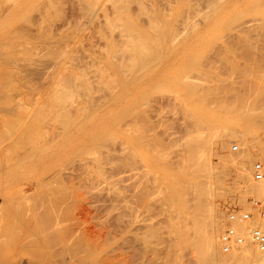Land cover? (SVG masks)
I'll return each instance as SVG.
<instances>
[{"label":"bare ground","instance_id":"6f19581e","mask_svg":"<svg viewBox=\"0 0 264 264\" xmlns=\"http://www.w3.org/2000/svg\"><path fill=\"white\" fill-rule=\"evenodd\" d=\"M246 1H248V4ZM246 1L244 0V3L243 0H0V152L2 151L1 155L3 156L4 153L8 155L5 156L7 158L10 157V160L13 157L11 156L13 152L16 155L18 153L17 151H22L21 153L23 154V157L20 156L22 154H18V156L14 155L12 159L15 161L12 163V166L6 165V167L4 165L6 163H0V168H25V165L28 167L29 163L31 165L33 162L32 164L34 166H29L34 170L39 171L40 169L42 171L41 166L44 164L47 167L50 165L48 163L52 161L49 166L52 170L47 167L49 173L54 171L53 169L56 167L55 164L58 163L57 159H59V155L64 154L60 160L63 162L66 161L67 163L69 161L70 163L73 162L74 165L79 163V160L76 161L79 159L77 156L83 157L82 159L86 158L85 160H80L83 161L81 164H84V166L87 165L85 170L83 165L79 163L81 169H83L82 171L85 172L88 169V164L94 159L99 169H103H100L101 172L104 171V174H102H107L105 177L108 176L109 171L111 172L113 177L110 174V180L109 178L106 179L111 184L107 183L110 185L105 186L103 183L102 186L104 187L101 186L99 188L100 183L99 185L97 184L98 177L94 179L96 176L90 177L91 174L87 176L83 172H79L81 173V177H76L75 179L81 178V181H83V173L90 181V178L94 179V183L93 181L90 182V185L92 187L94 186V188L96 181L98 185L97 192L104 196L106 194L108 198L105 197L110 200L109 204L111 206H108L109 204L107 205L106 203L108 202H106L104 203V207L107 205L108 209L111 207V210L114 209L116 211V215L119 216L117 217L114 214L116 220L119 218L117 222L121 221V217L123 222L125 221L127 223L124 229L122 226H125V223L121 225V229L124 230L123 232L117 231L121 229H116L115 231L121 232L125 236L126 233L129 234L130 231L132 232L130 229L132 227L137 232V228L135 227L138 226L140 230V227L142 229L147 226L144 228L145 232H143L145 234V240L149 245V248H146L151 249L153 252L154 264H186L184 255L189 248L195 250V256L193 253V257H196L195 262L197 264H264V252L261 251L253 238L256 229L262 225L260 210L264 206V47H258V44L261 43L260 40L257 43L256 40L258 38L254 37L256 39L254 40L252 37L253 32L250 31L251 29L255 32L257 31L256 34L259 37L258 28L255 29V26L257 27L258 20L260 19L262 21L264 17H257V19L254 17L255 22L250 20L252 23L248 27L250 29L249 31L248 28L244 29V26L242 27L241 25L245 31L244 34L241 32L234 33L237 37V40L235 39L237 43H234V45L239 43L240 48L237 49L233 45L230 46L228 44L224 46L225 48H216L217 46L215 45V43L222 42L226 38L224 35L227 34L223 31L224 29L222 30L225 22L229 20L228 25H231V31L237 29L236 25L233 28L237 20V18L234 19L235 16L226 20L233 10L247 7L250 4L253 7H257V9L259 8V11L264 6V0ZM180 3H183L181 7H179ZM242 3L246 6H242ZM65 5L68 6V11H66ZM135 5L138 10L134 9L133 11V8L136 7ZM187 8L188 10H186ZM136 10L137 12L140 11V13H134L136 14L134 15L132 12ZM186 11L188 13L187 15L190 12L196 15L198 13L201 19H197L198 21L192 20L193 17H191V14L187 16L185 14ZM176 13L178 16L175 19L170 18V16ZM232 14L236 15L235 12ZM141 17H147L149 21L146 20L147 22H145L148 26L145 25L144 27V23H141L143 22L141 21ZM179 20L182 22L181 25ZM239 20H242V18H239ZM261 21H259V25L262 23ZM245 23L250 24L249 21ZM248 25H245V27ZM261 25H264V22ZM261 25L260 28L262 27L264 30V26ZM147 27H149V31ZM169 41L173 43L169 44L170 48L168 46L165 48V45ZM193 43L194 45H192ZM213 50V53L218 52L217 54L221 58H223L222 55H227L228 63L231 64L228 67L231 68L233 74L236 72L240 74L241 71H244L245 75L242 74L241 76L245 77V79L239 82L228 75L227 77L220 76L216 69H212L213 71L211 70V72L214 73L217 71L216 73L219 75H211L212 73L209 72L210 74H208L203 71V75L206 73L205 77L203 75L201 77L197 75L198 78H196L193 71L195 69L197 70V64H199L198 67L201 66L200 68L205 64L200 59H207L204 55L212 53ZM239 55H242V57L248 60H245L246 62L239 60ZM199 60L202 61L200 62L201 65L197 63ZM224 60L227 61V59ZM228 63L226 62L227 65ZM212 66L215 67L214 65ZM173 69L174 71L177 69L175 72L178 73H173ZM198 70L200 69L198 68ZM249 71L253 74H248ZM192 74L195 76L193 77L194 79L192 78ZM178 75L182 76L181 79H179ZM172 78L177 85H175L176 83ZM236 78L238 77L236 76ZM168 81L170 85L174 84L175 86H179V89L183 86L185 87V89L182 88L183 90L187 88V91H184L187 92V95H184L185 93L181 92L180 94L174 88L169 90L165 87V90L171 91L170 96L174 99H178L179 96V99H181L184 96L180 101L183 100L184 102L185 98H187L184 106L187 105L185 103L190 104L189 109L186 110L189 111L187 113L188 115H186L188 116L187 120L189 123L186 125L187 128L184 136H182L185 138V141L181 137L184 144L179 141L177 143H181L182 145L176 144V148L173 145L164 143L163 139L161 140L159 138V134L161 133H158L157 130V132L154 131L158 128H154L156 124H153L154 126L150 128L153 119H151L149 111H153L150 108H153L152 100H154L151 91L156 90L155 92L157 93L160 85L159 91L165 84V86H168ZM180 81L181 84L179 85ZM151 84H153V87L148 89V86L150 87ZM154 85L158 87H154ZM146 86L147 89L145 88ZM168 87L170 88V86ZM165 90H161V92ZM166 93L164 92L162 94ZM168 93L167 95H169ZM134 95H137L135 99L134 97L132 98ZM182 103H180L181 106H183ZM157 108H161V111ZM162 109L165 112L164 115H167L166 108L155 107L156 111L154 113H156V116H154V113L153 116L154 118L157 117V119H154V121L158 120L160 123H164L166 127L172 124L171 126L173 127V123L170 120L172 117L169 114L164 117L162 115ZM174 114L177 115V113ZM176 115H173V117H176ZM166 119H169L168 121H171V124H168V122L166 125ZM52 124L53 126L50 127ZM147 128H150V130L153 128L154 130H151L152 132L147 130L149 131L147 133L145 132ZM167 130L169 134H172L171 130L166 128ZM135 131L139 132L138 136L140 138L138 136L134 137V133L132 132ZM131 134H133V138L130 137ZM171 134L169 138L174 135V133L173 135ZM173 138L171 137L170 139ZM172 147L173 150L171 149ZM171 150L175 153L174 156L176 158L172 156ZM11 151L13 152L10 155L9 152ZM44 153L45 156L46 153H50V157H54L53 159L50 157V159H46L44 157L45 161L47 160V165L45 163L40 164L43 159L42 154L44 155ZM29 154H31V157ZM40 154L41 156H39ZM73 154L77 157L76 159H73ZM33 155L34 157H32ZM35 155L39 162L38 160L36 161L41 165H38L40 166L39 169L35 166L37 164L34 161L36 159ZM68 155H71L72 161L69 160L70 158H66ZM24 157L25 159L27 157L29 161L26 159V162ZM39 157L40 159L42 157V159L40 160ZM21 158L22 160H20ZM9 159L7 160L9 161ZM16 159H19L20 162H16L19 161ZM54 159L57 160H55V163ZM105 159L108 162L106 163L109 165L108 168H110L107 171L108 173H105L104 170H108V168H105L102 164L103 162L105 164ZM1 160L4 161L3 157L0 158V162H2ZM63 162H59L60 164L58 163V165H63ZM17 163L20 167L15 166ZM79 165L76 168H80ZM61 168L59 167V169ZM124 168H129L130 174L127 173L128 169L123 170ZM130 168L138 170L142 168L143 170L140 169L141 171H138L133 169V172ZM153 168H161L162 171L155 169L157 173L152 172L154 171ZM90 171L88 172L92 173ZM46 173L44 174L46 175ZM55 173H59L57 174L59 175L57 178H60V173L63 174L64 172L59 170ZM149 173L154 175L153 179L151 178V184L155 183V188L160 187L161 192L160 190L158 192L159 188H156V192L161 193L159 194L161 198L157 196L158 193L156 195V198H159L158 200L152 198L156 194L154 188V191L151 189L154 184H147H150ZM5 174L8 175V171ZM75 174L77 173L74 172L73 175ZM126 174L127 178L125 177ZM38 175L36 176V180H39ZM160 175L161 178H159ZM3 176L4 178L6 177V175ZM52 176L49 177L50 179L55 177V181L51 179L52 182H58L60 180L57 181L56 176ZM87 177H84L85 181L88 180ZM9 178L8 176L6 177V179ZM49 178L47 179L49 180ZM102 179L103 182H106L104 178ZM128 179H132L131 185L130 182L126 184L135 186H132L133 190L135 189V194H132L139 205L148 207L150 209L148 213L158 211L156 212L157 214H164L165 217L161 220L163 221L165 218L166 226L164 227H167L170 238H157L159 236L162 237V235L158 236V234H163L161 233L164 229L163 224L162 226L160 225L163 227L161 228V232L159 231L158 233L155 231V233L152 224L149 222L151 216L149 215L150 218L148 219L150 220L146 224L145 221L147 218L144 220V215L147 212L145 210L142 211L143 208L141 207V209L139 205L137 212V205L134 206L132 205L134 201L131 202L134 198L127 195L132 198V200H129V197L127 198L126 195L122 194V192H125V190L123 191L124 187H126L124 189H126L127 194L129 193L127 191L128 189L130 191L132 190V187L130 188L129 186L127 188L124 184V181ZM64 180L61 178L63 182L59 181L58 184L64 183ZM71 180L73 179L71 178ZM153 180L155 182H152ZM45 182L47 180L42 182L43 187L39 188L42 185L40 183L41 185L35 190L40 189V193L44 191L46 193L47 191L49 192L51 184L53 183L51 182L50 186L46 185V183L44 186ZM65 184L64 186L67 188L68 186ZM55 185L57 186V184ZM69 187L71 188V186ZM92 187L89 186V188ZM101 188L106 189V193H104V190H100ZM75 190L77 189L75 188ZM53 191L49 193L51 197L54 196ZM60 192L62 194L55 196H60L59 198L61 199V196L64 195L62 197L64 199L66 198L65 203L70 198L72 199V197H68L71 193L67 194L70 190L68 192L67 190L64 192L59 191L58 193ZM78 192L75 195H80ZM46 193L45 195H47ZM96 194L94 196H98V193ZM75 195H72L73 199ZM122 195L129 200L127 205L124 204L127 200H122ZM84 196L85 194H83L82 198ZM90 196L93 195L91 194ZM104 196L100 198V200H103L101 203L104 202V198H102ZM58 197L56 199L53 198V200L48 195L44 200L39 199V202L42 200L40 203L37 201L39 206L41 204L43 210L39 207L34 208V211L41 209L39 214L36 211L34 215L36 220L39 223L42 221V223L40 226V224L38 225L34 221V225L40 227L38 228L36 226L35 231L32 229L31 232L34 231L33 235L29 234L30 239H27L26 242L24 241L25 243L23 244H31L32 247V245H39H37L39 239L46 241L48 243L45 247L46 249L37 252L38 249L34 248L40 254L42 262L44 259L48 260L46 264H52L53 261H49L55 258L57 262H61L60 264H87V259L82 254L84 252L88 253L86 250L88 251L89 246L92 244V238L90 241V238L86 236L89 230L87 228L85 230L86 225L85 227H80L79 222H81V226L88 224V227H90V225L86 222L87 220L82 224V221L77 222L75 220L76 222H73L71 218H79L78 216L81 211L79 212L78 210L81 209L83 211L82 205L85 206V204H80L82 201H89V197L87 198L86 195L85 200H80L81 202H78L77 198H75L77 205H70V207L73 206L72 208L68 206L70 202H68L69 204L62 203L64 199L58 200ZM10 199H13V197ZM150 199L158 204L159 207H155L157 204L154 203V207L156 209L160 208L162 210L161 213H159L160 209L156 210L153 207V203L152 207L149 208V204L151 203ZM160 200L161 204L159 203ZM34 203L31 202L33 205ZM49 203L52 208V204H56L54 207L55 211L52 212L51 208L50 213L48 212L49 210L46 211L48 207H45ZM60 203L61 205H65V208L62 206L63 209L69 208L71 212L72 210L70 209L74 208V211L78 212L74 213L72 211V215L70 212V215L65 212L63 214L67 213L66 215L71 217L69 219L63 218L62 216L64 215H62ZM121 204L123 206L125 205L124 207L128 210L127 212L121 209L124 208L123 206L118 207ZM57 205L59 209H57ZM117 208H120L119 212H117ZM152 208H154L153 211ZM104 209L108 211V214L112 213L106 207ZM141 211L145 212L144 215L140 213ZM155 212L151 214L153 217L156 215ZM139 214H142L144 217ZM28 215H23V218L25 219ZM123 216L124 218H122ZM18 218H20V215ZM81 218L84 217L82 216ZM125 218L126 220H124ZM85 219L82 220L84 221ZM108 220L110 221V218ZM160 221L159 224L162 222ZM99 222L101 221L99 220ZM13 223L15 224V221ZM93 224L96 225L98 222ZM156 224L157 222L155 224L153 223V225ZM22 225L18 226L22 228L24 226ZM98 226L100 227L98 228ZM98 226H94V229L98 228L97 230H101L100 223ZM112 226L113 224L110 227L106 226L108 229L110 228V233H107L108 230L106 232L104 231L102 233L104 235L102 236L105 237L106 233V236L111 237L114 230L112 229L111 231V228L114 227ZM156 227L160 228L159 226ZM5 228H1V230L3 229L5 231ZM20 228L18 230L23 232L24 230ZM6 230H10V228L7 227ZM26 230L28 231L29 229ZM100 230L97 232H100ZM100 233L95 234L96 236H100ZM12 234H14V231H12ZM23 234L19 237L22 238L24 236ZM154 234L157 235V237H154L157 238V241L160 239L159 242H156L153 238L155 240L153 241L156 242L153 243L152 239H150L151 235ZM2 235L4 234L2 233ZM27 235L28 232H26L25 236ZM31 235L34 239L31 238ZM14 236L16 235L14 234ZM143 236L141 235L144 240ZM92 237L94 236L92 235ZM100 237L97 238L100 239ZM97 238L95 237L93 239ZM105 238L104 241L101 240L103 245L106 241ZM22 239L25 240V237ZM98 243V245H101L100 242ZM95 244L92 245L98 247ZM112 244L110 243V245ZM147 244L145 246H148ZM161 245L165 246V248L162 246L165 249L163 255L161 252L163 248L160 249ZM98 248L100 249V246ZM98 248L95 249L97 250ZM99 249L96 251L97 253L95 252L96 255H99ZM37 253L35 254L37 255ZM89 253L87 255L90 256L93 251ZM35 254L31 255L33 256ZM17 255L15 254V256ZM113 255L115 256V254ZM8 256H5L6 259L10 257ZM32 256H27L29 258L27 262L23 259H19L18 261L14 259L15 263L11 264H38L37 261H41L38 260L39 258L37 256L39 255L36 256L38 258L37 261L34 258L32 259ZM91 256L92 258L93 256L95 257V255ZM17 257L20 256L18 255ZM111 257L105 259L108 258L105 255L103 260L110 264L111 261H108L110 259L112 260ZM119 261L116 259L117 263ZM88 263L91 264L92 262L89 261Z\"/></svg>","mask_w":264,"mask_h":264},{"label":"rangeland","instance_id":"374dc122","mask_svg":"<svg viewBox=\"0 0 264 264\" xmlns=\"http://www.w3.org/2000/svg\"><path fill=\"white\" fill-rule=\"evenodd\" d=\"M172 1H175V0H172ZM177 1V0H176ZM246 1V0H245ZM243 2H244V0H243ZM247 2V4H248V1H246ZM175 3V2H174ZM245 3V2H244ZM183 5V3H180V6L179 7H181ZM245 4H243L242 3V6H244ZM66 6V11H68L69 10V8H68V6L67 5H65ZM136 6V5H135ZM246 6V5H245ZM249 6V7H248ZM247 7H243V8H237V9H235V10H233L230 14H229V16H228V18H226V20H228V19H230V18H232L233 16H235L234 17V19H236L237 18V20H236V23H234V27L233 28H235V25H236V28L237 29H233L234 31H231L232 30V27H231V25L229 26L228 24H229V20L227 21V22H225V25H224V27L222 28V30L225 32V34H227V35H224L226 38H224V42L222 43L221 41H219V42H217V43H215V45L217 46H215L216 48H218V47H220V48H223L224 46H226V44H228V45H233L234 47H236L237 49L238 48H240L239 46L240 45H238V44H235L234 45V43H237V42H235L237 39V37H236V35H234V33L235 34H237V33H245V31H244V29H247L249 26H251V23L254 21L255 22V20H254V17H255V19H257V17L258 18H263L264 17V10H263V8H264V6H263V8H261L259 11H258V9H257V7H253V6H251L250 4L248 5ZM134 7V6H133ZM259 7V6H258ZM67 8H68V10H67ZM245 8V9H244ZM250 8V9H249ZM252 8V9H251ZM255 10H254V9ZM134 9H137L138 10V8H137V6L135 7V8H133V11H134ZM248 9V10H247ZM257 9V10H256ZM137 10L135 11V12H132L133 14L134 13H140V11H138L137 12ZM186 10H188V8L186 9ZM241 10V11H240ZM243 10H244V12H243ZM262 10V11H261ZM247 11V12H246ZM258 11V12H257ZM190 12V11H189ZM233 12H235L236 13V15L235 14H232ZM239 12V13H238ZM263 12V13H262ZM67 13V12H66ZM138 13V14H139ZM241 13V14H240ZM185 14L187 15L188 13H187V11L185 12ZM184 14V15H185ZM191 14V17H193L192 18V20H197V19H201V17H199L200 15L197 13V15L195 14V13H192V12H190L189 13V15ZM194 14V15H193ZM238 14V15H237ZM241 15V17H239L240 15ZM134 15H136V14H134ZM185 15V16H186ZM189 15H187V16H189ZM193 15V16H192ZM255 15V16H254ZM257 15V16H256ZM145 16V15H144ZM178 15H177V13L175 14V15H173V16H170V18H172V19H175L176 17H177ZM195 16H196V18H195ZM243 16V17H242ZM263 16V17H262ZM227 17V16H226ZM245 17V19H243ZM252 17H253V19H252ZM144 20H143V19ZM239 18H242V20H239ZM186 19V18H185ZM264 19V18H263ZM263 19H262V21L259 19L258 20V22H257V24L256 25H258L257 27L255 26V29H257L258 28V33H259V37H258V35L256 34V32L255 31H253V29H249L248 28V31L250 30V31H252L253 32V38L255 37V38H258L257 40L254 38V40H256V42L257 43H259V40H260V44H258V47H264L263 45V43H264V38H263V34H264V30L262 29V27L260 28V25L261 24H263ZM147 17H141V21H143V22H141L143 25H144V27H145V25L146 26H148V24L146 23L147 21H149V20H147ZM181 20H183V19H181ZM181 20H179L180 22H181ZM239 20V21H238ZM252 22H251V21ZM146 21V22H145ZM198 21V20H197ZM238 21V22H237ZM250 22V24L249 23H245V22ZM259 21H261L262 23L259 25ZM241 22V23H240ZM149 23V22H148ZM227 23V24H226ZM238 23V24H237ZM182 24V22L180 23V25ZM224 24V23H223ZM243 24H245V25H248L247 27H245V25H243ZM254 24V23H253ZM150 25V24H149ZM241 25H242V27L244 28H242L241 27ZM231 28H229V27ZM261 26H264V25H261ZM260 28V29H259ZM149 29V27H147V30ZM238 29H241V30H238ZM254 29V30H255ZM149 31V30H148ZM260 31V32H259ZM231 33V34H230ZM233 34V35H232ZM255 35V36H254ZM235 37V38H234ZM252 38V39H253ZM230 39V40H229ZM236 39V40H235ZM229 40V41H228ZM244 40V39H243ZM232 41V42H231ZM226 42V43H225ZM263 42V43H262ZM171 43H173L172 41H169L166 45H165V48L168 46H170L169 44H171ZM244 44H246L245 42H243ZM223 44V45H222ZM225 44V45H224ZM242 44V43H241ZM192 45H194V43L192 44ZM191 45V46H192ZM227 45V46H228ZM170 48V47H169ZM225 48V47H224ZM260 49V48H259ZM258 49V51H260ZM215 50V49H214ZM214 50L212 51V53H208L207 55H204V57H207V59H205L203 56V58L204 59H200V58H202V57H200L199 59L200 60H202L205 64H203L202 66V68H200V67H198L199 66V64H197V63H200V62H202V61H200L199 60V62H197L196 64L198 65L197 66V70H198V68L202 71H200V70H196L195 69V71H193L194 73L193 74H195L196 75V78H198L197 77V75L198 76H200L201 77V75H203V71H205L206 73H208V74H210V73H212L211 75H213V74H217V75H219L220 74V76H224V77H227V75L228 76H231L235 81H241L242 82V80H244L245 79V77H243V76H241L242 74L243 75H245L244 74V71H241V73L239 74H237V72L236 71H234V72H236L235 74H233V71L231 70V68L230 67H228V66H230L231 64L230 63H228V57H227V55H222V57L223 58H221V56H219L216 52L215 53H213L214 52ZM262 51V50H261ZM264 51V50H263ZM169 52V51H168ZM213 56H212V55ZM217 56H219V57H217ZM240 57V58H239ZM239 57H238V59L239 60H241V61H243V62H246L248 59H246L245 57H242V55H239ZM217 59V60H216ZM224 59H227V61L226 60H223ZM246 60V61H245ZM197 61H198V59H197ZM212 61V62H211ZM217 61V62H216ZM231 61V60H230ZM209 62V63H208ZM226 62L228 63V65L226 64ZM242 62V63H243ZM248 62H250V61H248ZM247 62V63H248ZM217 64V65H216ZM222 64H223V66H222ZM230 64V65H229ZM200 65H201V63H200ZM206 65V66H205ZM212 65H214L215 67H213ZM244 65V64H243ZM205 66V67H204ZM211 66V67H210ZM213 67V68H212ZM178 69V68H177ZM177 69H175V71L177 70ZM214 70V69H216V70H218V73H216V72H211V70ZM248 69V68H247ZM179 70V69H178ZM212 70V71H213ZM249 70V69H248ZM173 71H174V69H173ZM173 72V73H178V72ZM197 71V72H196ZM220 71V72H219ZM225 71V72H224ZM232 71V72H231ZM252 71V70H251ZM251 71H249L248 72V74H253V73H251ZM210 72V73H209ZM229 72V73H228ZM231 72V73H230ZM245 72H247V71H245ZM253 72V71H252ZM205 73V74H206ZM192 74V75H193ZM205 74L203 75V77H205ZM223 74H226V75H223ZM172 76V75H171ZM179 76V75H178ZM207 76V75H206ZM236 76L238 77V78H236ZM181 77L182 76H179V79H181ZM193 77H195L194 75L192 76V78ZM230 77V78H231ZM171 78V77H170ZM174 78V77H173ZM172 78V80L175 82V80ZM229 78V77H228ZM194 79V78H193ZM169 80V79H168ZM195 80H197V79H195ZM169 82V81H168ZM172 82V81H171ZM167 83V82H166ZM176 83V82H175ZM168 84V86H170V88L168 87V86H162L161 88V90H165V87L166 88H168L169 90H172L173 88L174 89H176V90H178L179 91V93L181 94V92H183V93H185L184 95H187V92H184V91H187V88H186V90H183L182 88H184L185 89V87L183 86H181L182 88L181 89H179V86H175V85H177V83L174 85L173 83H171V84H173V85H170V82L169 83H167ZM181 84V81L179 82V85ZM158 87L157 85H154V87ZM161 86V85H160ZM160 86H159V89H160ZM151 87H153V84H151V86L149 87L148 86V89L149 88H151ZM146 89H147V86L145 87ZM155 89V88H154ZM159 89L157 90L158 92L156 93L155 91H151V93H152V97H153V99L154 100H152V107L153 108H150V110L152 109L153 111H149L150 113H149V115L151 116V119H153L152 120V125H150V128L151 127H153L155 124V127L154 128H157V129H151L152 131L154 130L155 132H157L158 131V133H161V134H159V138H161V140L163 139V141H164V143H166V144H168V145H173V147L174 148H176L177 146H176V144H178V145H182L181 143H183V140L181 139V137L182 136H184V133H185V130H186V125H188V116H186V115H188L187 113L189 112V111H186L187 109H189V106H190V104L189 103H185V104H187L186 106H184V102L186 101V99L187 98H185V101L183 102V100L182 101H180L181 99H183L184 98V96L183 97H181V99H179L180 98V96H179V102L180 103H182V105L183 106H181L180 105V103L178 102V99H174L173 97H171L170 96V93H171V91H167V89L165 90V91H162L161 92V90L159 91ZM166 91H167V93L169 94V95H167V93H166ZM160 92V93H159ZM166 93V94H162V93ZM183 93H182V95H183ZM157 95V96H156ZM162 95H164V96H162ZM181 95V96H182ZM135 96H137V95H134V96H132V98L134 97V99H135ZM170 96V97H169ZM139 97V96H138ZM155 97V98H154ZM137 98V97H136ZM158 99V100H157ZM169 100V101H168ZM175 100V101H174ZM165 101V102H164ZM160 102V103H159ZM171 102V103H170ZM178 102V103H177ZM164 103V104H163ZM170 103V104H169ZM156 104V105H155ZM160 106H159V105ZM167 106H166V105ZM154 105V106H153ZM172 105V106H171ZM169 106H171V107H169ZM181 106V107H180ZM155 107H162V108H166L165 110H167V115L165 114L164 115V113L165 112H163V109H162V112H163V114H162V112H160L164 117L165 116H168V114H169V116H171L172 118L170 119L171 121H172V123H173V127L171 126L172 124H171V121L169 122L167 119V122H166V125H167V123L168 124H171L170 126L169 125H167L168 127H166L165 125H164V123L162 124V123H160L158 120V122L157 121H154V119L156 120L157 119V117H155L154 118V116H156V113H154L157 109H159V108H157L156 110H155ZM186 111H184L183 109ZM172 110H174V111H172ZM159 111H161V108L159 109ZM169 111V112H168ZM177 113V115L176 114H174V113ZM180 112V113H179ZM182 112V113H181ZM185 112V113H184ZM155 115H154V114ZM173 113V114H172ZM172 114V115H171ZM183 114H185V115H183ZM154 115V116H153ZM173 115L175 116L176 115V117H173ZM183 115V116H182ZM153 116V117H152ZM186 116V117H185ZM182 117H184V118H182ZM166 118H168V117H166ZM170 118V117H169ZM173 118H174V121H175V123H174V121H173ZM186 118V119H185ZM177 119V120H176ZM185 120V121H184ZM187 121V123H185ZM155 122V123H154ZM185 123V124H184ZM151 124V123H150ZM154 124V125H153ZM184 124V125H183ZM190 125V124H189ZM53 126V124L50 126V127H52ZM159 126H161V128H159ZM168 128L169 130H171L172 131V134L171 135H173V133H174V135L173 136H171L173 139H170L169 138V131L167 130L166 131V128ZM150 128H147L146 129V131L145 132H149V131H147V130H150ZM171 128V129H170ZM175 128V129H174ZM160 129V130H159ZM165 129V130H164ZM150 130V131H151ZM157 130V131H156ZM162 130H164V131H162ZM151 131V132H152ZM160 131V132H159ZM170 131V132H171ZM174 131V132H173ZM138 132V131H137ZM136 131L135 132H132V133H134V137L135 136H138L139 135V132L137 133ZM157 133V134H158ZM166 133V134H165ZM175 133H176V135H175ZM137 134V135H136ZM163 134V135H162ZM182 134V135H181ZM132 135L133 134H131L130 135V137L131 138H133L132 137ZM178 136H180V137H178ZM139 137V136H138ZM162 137H164V138H162ZM130 138V139H131ZM140 138V137H139ZM182 138H184V137H182ZM136 139L138 140V138L136 137ZM169 139V140H168ZM134 140H135V138H134ZM140 140V139H139ZM166 140V141H165ZM172 140V141H171ZM175 141V142H174ZM181 142V143H177V142ZM184 141H185V138H184ZM173 142V143H172ZM184 144V143H183ZM143 145H145V144H143ZM176 146V147H175ZM147 147H148V144H147ZM173 147L171 148L172 150H173ZM149 148V147H148ZM150 150V149H149ZM171 150V151H172ZM12 152L13 151H11V152H9V154L11 155L12 154ZM18 152V153H17ZM16 153V155L18 156V154L20 155V154H22L21 152L22 151H17ZM2 154V151L0 152V158H2L3 157V159H4V161H2V162H0V163H6V164H4L5 166L6 165H10V166H12V163L15 161L14 159H12V158H14V152H13V155H11V156H13V157H11V160L9 159V158H7L6 156H8V155H6L5 153H4V156L3 155H1ZM15 155V156H16ZM24 155H26V154H24ZM49 155V156H48ZM50 153H46V156H45V153H44V155L42 154V156H43V159H42V157H41V159H42V161L40 162V164H42V163H45V165H47L46 164V162H47V160L45 161V158L44 157H46V159L47 158H49L50 157ZM53 156H56V155H54V154H52ZM64 154H62V155H59V159H57V157H55L57 160H58V163L60 162V163H62L63 161L62 160H60V158H62L61 156H63ZM74 155V154H73ZM175 155V153L172 151V156H174ZM21 157H23V154L22 155H20ZM19 156V157H20ZM27 156V155H26ZM29 156L31 157V154H29ZM28 156V157H29ZM38 156V155H37ZM39 156H41V154L39 155ZM48 156V157H47ZM75 156V155H74ZM72 156L73 157V159H76L77 157L79 158V159H77L76 161H78L80 164L81 163H83V161H80V160H85V159H82L80 156ZM32 157H34V155L32 156ZM71 155L69 156H67L66 158L68 159V158H70L69 160H71ZM5 158H7V159H9V161L11 162V164H10V162L7 160V159H5ZM18 158V157H17ZM36 158V159H35ZM35 158H33V159H35L34 161L37 163L35 166H37V169H39V167L41 166L38 162H39V160L37 159V157H36V155H35ZM51 159H53L54 157H50ZM49 158V159H50ZM64 158H65V156H64ZM65 158V159H66ZM172 158V157H171ZM174 158H176L175 156H174ZM24 159H25V157H24ZM23 159V160H24ZM26 159H27V157H26ZM26 159H25V161H26ZM39 159H40V157H39ZM40 159V160H41ZM56 159H54V163H55V160ZM7 160V162H8V164H7V162H5ZM13 160V161H12ZM16 160H19V159H16ZM20 160H22V158L20 159ZM20 160L19 161H16V162H20ZM28 160V159H27ZM30 160H31V158H30ZM36 160H38V162L36 161ZM56 160V161H57ZM64 160V159H63ZM29 161V160H28ZM31 161H33V160H31ZM45 161V162H44ZM62 161V162H61ZM65 161V160H64ZM68 161V160H67ZM72 161V160H71ZM76 161H74V162H76ZM105 161V164H104V162L102 163L103 164V166H105V168H108V164H106V163H108L107 161H106V159L104 160ZM15 162V163H16ZM23 162V161H22ZM27 162V161H26ZM48 162H50L49 160H48ZM52 162V161H51ZM51 162L50 163H48V164H50L51 165ZM24 163V162H23ZM29 163V162H28ZM33 163V162H32ZM31 163V165L32 166H34V164H32ZM54 163H52L53 165H54ZM58 163H56L55 164V166L56 167H58V168H56L55 166V169H53L54 171H52V172H49L48 173V168L47 167H49V166H47V167H45L44 166V164L41 166L42 167V171L39 169V171H37V170H34L33 168H31L32 166L30 165V163H29V165L31 166H29L28 165V167H26V165L24 166L25 168H21L19 165H18V163H17V165L15 164V166L17 167V166H19L20 168H5V167H3V168H0V230H1V228H5L6 226H7V224H8V228H10V230H6L7 229V227L5 228V231H3V229L0 231V264H9V262H10V264L11 263H15V260L14 259H16L17 261L19 260V259H23V260H25V262H27V259L29 260V258H27V256H29L30 255V257L32 256L31 254H35V253H37L39 250H44V249H46L45 247L48 245V243L46 242V241H44L43 239L41 240V239H39V241L37 242V245L38 246H35V245H32V247H31V244L29 245H26V244H23V243H25L26 242V240L28 239H30V235L29 234H32L33 235V233H34V231H35V229H36V226L39 228L40 226H41V223H42V221H40L41 223H39V221L38 220H36V218H35V213H36V211H38V214L40 213L39 211H41V209H42V207H41V204H40V206H39V204H38V202H39V199H43L44 200V198H46V197H48V195L50 196V198H54V196L55 195H59V194H62L61 192L60 193H58L59 191H65V190H67V192L70 190V192H68L67 194H70L68 197H72V199L70 200L69 199V201H68V198H67V201L68 202H70V204L68 203V202H66L65 203V200H66V198L64 199L63 197H64V195H62L61 196V199L58 197V200H62V199H64V201H62V203H65V204H69L68 206L70 207V205H72L73 204V206H75V204H76V199L75 198H77V200H78V202H81L80 200H85L84 198L86 197V195H87V198L89 197V201H82L81 202V204L80 205H82V204H85V206L84 205H82L83 206V211L80 209V210H78L80 213H82V214H80L79 213V220L78 219H74V218H71V220L73 219V222H79V221H82V224H84V222L86 221V222H88L89 223V225H90V227H91V225H92V227L90 228V227H88V224H84L83 226H81V222H79V224H80V227H85V225H86V227H85V230H86V228H87V230H89L87 233H86V236L87 237H89L90 238V241H91V238H92V244H99L98 242H100L101 243V245H98V247L100 246V249L96 246H94V245H90L89 246V248H88V251L86 250V252H88V253H83L82 255L84 256V258L85 259H87L86 260V262H87V264H90V263H88L89 261H91L92 263L91 264H109V263H107V262H105V260H103V258L105 257V255H106V257L108 256V258H105V259H109V257H111V255H113V254H115V256L113 255V257H111L112 258V260L110 259L108 262H110L111 261V263H113V264H152V262L154 261V257H153V252H152V250L150 251L148 248H149V245L147 244V241L145 240V234H144V232H145V230H144V228H146V227H143L142 229H141V227H140V230H142V231H140L139 230V228H138V226L137 227H135V228H137V232H135V229H134V227H132V228H130L131 230H132V232L130 231V233L129 234H125V236L124 235H122V233L121 232H117V231H124L123 229L126 227V224L127 223H125V221L123 222V219H121V217H120V220L122 221V223H120L121 221H118L117 222V220H119V218L116 220V211L113 209V210H111V207H109V209H108V206H111V204H109L110 203V200L109 199H107L108 197L106 196V194H105V196L107 197H105L103 194L101 195V193H99V192H97L98 191V185H99V183H100V185H99V188L102 186V184L103 185H110L111 183H110V181L108 182V180H106L107 178H109L110 176V174H111V172L109 171V169L110 168H108V170H106V169H104L105 170V173H108L107 171H109V173H108V176H106L105 177V175H107V174H105V175H103L104 173V171H102L101 172V170H103L102 168H100L99 169V167L95 164V162H94V159H93V161L92 162H90L89 164H88V169L89 170H91L92 171V173H89L88 171V169L84 172V171H82L83 169H81V165H83V167H84V170H85V167H87V165H85L84 166V164H81V165H79V163L77 164H75L74 165V163L73 162H71L70 163V161H69V163H67L66 161L65 162H63V165H58ZM59 163V164H60ZM98 163V162H97ZM2 164V165H3ZM22 164V163H21ZM20 164V165H21ZM25 164V163H24ZM66 164V165H65ZM70 164V165H69ZM95 164V165H94ZM3 165V166H4ZM38 165H40V166H38ZM77 165H79L80 166V168H76L77 167ZM14 166V167H15ZM23 166V165H22ZM64 166V167H63ZM69 166V167H68ZM70 166H73V167H70ZM75 166V167H74ZM78 166V167H79ZM90 166V167H89ZM95 166H96V168H95ZM7 167V166H6ZM59 167L61 168V169H59ZM49 168H51V167H49ZM73 168V169H72ZM16 169H17V172H16ZM30 171H29V170ZM36 169V168H35ZM44 169V170H43ZM76 169V170H75ZM126 169H128V171H127V173L128 174H130V170H129V168H124L123 170H126ZM132 171H133V169H135V168H130ZM143 170L142 168H139V170ZM148 169H151V168H148ZM161 170V168L159 169V168H153V170L154 171H152V172H156L157 173V171L156 170ZM45 170H47V171H45ZM51 170H52V168H51ZM62 171V172H64L63 174H65V175H63L62 173H60L61 175H60V178H57V177H59V175H57V174H59V173H55V172H58V171ZM135 170H138V169H135ZM138 170V171H139ZM140 170V171H141ZM152 170V169H151ZM7 171H8V175L7 174H5V173H7ZM25 171V172H24ZM37 171V172H36ZM47 172L46 173V175L44 174L45 172ZM90 171V172H91ZM131 171V172H132ZM138 171H136V172H138ZM162 171V170H161ZM19 172V173H18ZM77 173V174H79V175H77V174H75V175H73V173ZM79 172H83V173H86L87 174V176L89 175V174H91L90 175V177L92 176V177H94V176H96V177H94V179H96L97 177V179H98V181H97V184H96V181H95V188L97 187V189H95L94 188V186L92 187V185H90V182H92L93 181V183H94V179L93 178H90L91 179V181L88 179V177L86 176V175H83V173H82V176H84V177H87V179L89 180V183H88V180L87 181H85V179H84V177H83V181H81L82 179L81 178H77V179H75L76 177H81V173H79ZM88 172V173H87ZM94 172V173H93ZM134 172V171H133ZM132 172V173H133ZM24 173V174H23ZM28 173V174H27ZM103 173V174H102ZM126 173V172H125ZM131 173V174H132ZM159 173V172H158ZM20 174V175H19ZM39 174V175H38ZM43 174H44V176H43ZM56 174V175H55ZM92 174H95V175H92ZM161 174V173H160ZM3 175H6V177L8 176V177H10L9 179H6V177L4 178V176L2 177ZM16 175V176H15ZM38 175V178H39V180H36L37 179V176ZM56 176V180L58 181L59 179V181L60 182H63V181H61V178L64 180V183H66L67 184V188H65V186H64V183H59L58 184V182H54L55 181V177H53V176ZM62 175H63V177H62ZM14 176V177H13ZM26 176V177H25ZM53 177V179L52 180H54L53 182H52V180L49 178V177ZM150 176H152V177H150ZM12 177V178H11ZM111 177H113L112 176V174H111ZM110 177V178H111ZM125 177L127 178V174L125 175ZM153 177H154V175L153 174H150L149 173V178H150V184L149 183H147L148 185H152V184H154V185H152V190H153V188H154V190H155V192L157 191V189L156 188H159L158 189V192H159V190H160V187H156L155 188V186H156V184L155 183H152L151 184V178L153 179ZM14 178V179H13ZM47 178H49V180L47 179ZM71 178L73 179V180H71ZM100 178H101V180H100ZM102 178H104V180H106V182H103V179ZM110 178H109V180H110ZM159 178H161V175H160V177ZM80 179V180H79ZM93 179V180H92ZM27 180V181H26ZM42 180V182H44V180L46 181L47 180V182H45L44 183V186H45V184L46 185H49L50 186V183L52 182L53 184H51V187H50V189H49V192L47 191V193H46V191H44L47 195H45V193L44 192H42V193H40V189L39 190H37L38 191V193H37V191L35 190V189H38V187L39 188H41V187H43V183L42 182H40ZM77 180V181H76ZM155 180V179H154ZM152 181V182H155V181ZM5 183H4V182ZM7 181H9L8 183H7ZM17 181V182H16ZM48 181H49V184H48ZM112 181V180H111ZM115 181V180H114ZM131 181H132V179H128V180H126V181H124V184H125V186H127V188H129V186L131 185ZM35 182H36V184H35ZM130 182V185L129 184H126V183H129ZM39 185H38V184ZM41 183V184H40ZM57 184V186L55 185V184ZM84 183V184H83ZM93 183H91V184H93ZM107 183H110V184H107ZM113 183V182H112ZM7 184V185H6ZM65 184V185H66ZM87 184H89L88 185V187H86V185ZM24 185V186H23ZM52 185H55V186H52ZM49 186H47V187H49ZM69 186H71V188L69 187ZM89 186H91L92 188H94L93 190H92V188H89ZM132 186H134V185H132ZM132 186H130V188L132 187ZM22 187V188H21ZM102 187H104V186H102ZM135 187V186H134ZM75 188L77 189V190H75ZM124 188H126V187H124ZM123 188V191L125 190V192L123 193L122 192V194L123 195H126V197L128 198L129 196H127V195H130L131 197H133L134 198V196H133V194H135V189L133 190V187H132V190L130 191V189H128L127 191L129 192L128 194H127V192H126V189H124ZM148 188H150L149 186H148ZM53 189H55V191H53ZM71 189H72V192H73V190H75V192H73V194H72V192H71ZM79 189V190H78ZM14 190H15V192H14ZM31 190H33V191H31ZM87 190H89V191H87ZM100 190H104L105 192L104 193H106V189H104V188H101ZM153 190V191H154ZM19 191V192H18ZM35 191V192H34ZM50 191H53L52 193L54 194V196H52L51 197V194H49L50 193ZM78 191H80V192H78ZM90 191H92V192H90ZM152 191V192H153ZM24 192V193H23ZM30 192H32V193H30ZM33 192H34V194H33ZM80 193V195H81V198H80V195L78 194V195H75L76 193ZM95 192V193H94ZM158 192H156V194L154 195L155 197H152L154 200L155 199H159V198H161V196H159V194H161V193H158ZM160 192H161V190H160ZM22 193V194H21ZM25 193H27V195H25ZM89 193H90V195L92 194L93 196H90L89 195ZM96 193H98V196H94V195H97ZM126 193V194H125ZM133 193V194H132ZM157 193H158V195H157ZM18 194H21V195H18ZM42 194V195H41ZM65 194V193H64ZM67 194H65V195H67ZM83 194H85V196H84V198H82L83 197ZM100 194V195H99ZM132 194V195H131ZM13 195H15V196H13ZM72 195H75L74 197V199H75V201H74V199H73V196ZM89 195V196H88ZM123 195H122V200L123 199H126L127 201H125V205H127V202H129V200H132V198L131 197H129L130 199L128 200L125 196L123 197ZM159 196V198H156L157 196ZM11 196V197H10ZM77 196H79V197H77ZM101 196H104V197H102V198H104V202H102L101 203V201H103L102 199L100 200V198H101ZM12 198L13 197V199H10V198ZM56 196H55V198L54 199H56L57 198ZM94 197V198H93ZM99 198V200L97 201V199ZM95 198H97V199H95ZM151 198V199H152ZM33 201H32V200ZM37 199V200H36ZM53 199V200H54ZM107 199V200H106ZM150 199V204H149V208H151L152 207V205L155 203V204H157L155 201L153 202L152 200ZM7 200H10V201H7ZM34 200H36V201H34ZM52 200V201H53ZM57 200V201H58ZM88 200V199H87ZM109 200V201H108ZM21 201H23L22 203H21ZM38 201V202H37ZM42 200H40V202H41ZM123 201V202H124ZM134 201V203H132V205H134V206H136V210L139 208V206H140V208L142 207L141 205H139L136 201H135V198H134V200H132L131 202H133ZM31 202L32 203H34V202H37V203H34V205L33 204H31ZM39 202V203H40ZM106 202H108V203H106ZM122 202V203H123ZM158 202V201H157ZM88 203H89V205H88ZM104 203H106L107 205L105 206L109 211H111L112 213H113V211H115L113 214L112 213H107L108 211H105L106 209H104L105 207H104ZM121 203V202H120ZM137 203V204H136ZM153 203V204H152ZM159 203L161 204V200L159 201ZM2 204V205H1ZM4 204V205H3ZM38 204V205H37ZM131 204V203H130ZM155 204L153 205V207L155 206ZM12 205V206H11ZM23 207H22V206ZM51 204L49 203V204H47L45 207H48V209L46 208V211L47 210H49L48 212L50 213V210H51V206H50ZM53 205V208L55 207V205H54V203L52 204ZM59 205V204H58ZM58 205L56 206L57 207V209H59V207H58ZM77 205V204H76ZM88 205V206H87ZM124 205V206H125ZM139 205V206H138ZM13 206H15V207H13ZM50 206V207H49ZM62 206H64V208H65V205L63 204V205H61V203H60V207H62ZM72 206V207H73ZM81 206V207H82ZM123 205L121 204V206L119 205L118 207H122ZM123 206V207H124ZM158 206V204L155 206V207H157ZM41 208L40 210H36V211H34L36 208ZM45 207H44V210H45ZM72 207H70V208H72ZM86 207V208H85ZM154 207V208H155ZM159 207V206H158ZM161 207V206H160ZM23 208V209H22ZM35 208V209H34ZM50 208V209H49ZM53 208H52V212L53 211H55V208H54V210H53ZM86 210H85V209ZM143 208V210L142 211H144L145 210V212H147L148 213V211L150 210V209H148V207H142ZM141 208V209H142ZM145 208V209H144ZM147 208V209H146ZM154 208H152V211L154 210ZM262 208H263V206H262ZM261 208V209H262ZM20 209V210H19ZM28 209V210H27ZM77 209V208H76ZM116 209V208H115ZM118 209V211L117 212H119V209L120 208H117ZM121 209H124V210H126L125 209V207L124 208H121ZM156 209V208H155ZM160 208H158V209H156V210H159ZM24 210V211H23ZM43 210V209H42ZM70 210H72V211H74V208L73 209H70ZM86 212H85V211ZM147 210V211H146ZM32 211V212H31ZM72 211L70 212L69 211V208H67V209H63V207H62V215H64V216H62L63 218H70L71 216H68V215H66L67 213L69 214V212H70V214L72 215ZM78 211H74V213H77ZM128 210H126V212H127ZM140 212V213H142L143 215H144V213L145 212ZM11 212V213H10ZM19 212H20V214H19ZM26 212H28V213H26ZM51 212V213H52ZM65 212H67L66 214H63V213H65ZM90 212V213H89ZM121 212V211H120ZM137 212H138V210H137ZM155 211H153V213H154ZM156 212H158V211H156ZM155 212V213H156ZM162 212V210L160 209L159 210V213H161ZM260 212H261V210H260ZM7 213V214H6ZM14 213V214H13ZM34 215H32V214ZM147 213L143 216L142 214L140 215V216H142V217H144V220L147 218H150V216H151V220L150 219H146V224H147V222L149 221L151 224H152V228L154 229L153 231L155 232H158L159 233V231L161 232V228H163L164 226H166V222L164 221L165 220V218H164V220L162 221L161 219L163 218V217H165L164 216V214L162 213L161 215L160 214H157L156 213V215H154V217H153V215H151V214H153V213H151V212H149L148 213V215H147ZM22 214V215H21ZM27 214H29L28 215V217H25V219L23 218L24 216H27ZM54 214V213H53ZM69 214V215H70ZM84 214V215H83ZM116 216H115V215ZM11 215V216H10ZM20 215V218H18V216ZM24 215V216H23ZM66 215V216H65ZM109 215H111V216H109ZM118 215H119V213H118ZM150 215V216H149ZM30 216V217H29ZM38 216V215H37ZM84 217V218H81V217ZM109 216V217H108ZM156 216V217H155ZM10 217V218H9ZM33 217V218H32ZM94 219H93V218ZM105 217H107L106 219H105ZM113 217V218H112ZM117 217H119V216H117ZM159 217V218H158ZM15 220H14V219ZM22 218V219H21ZM86 218V219H85ZM96 218V219H95ZM110 218V221L108 220ZM122 218H124V216L122 217ZM157 218V219H156ZM18 219V220H17ZM21 221H20V220ZM24 219V220H23ZM81 219V220H80ZM82 219H85L84 221L82 220ZM91 219V220H90ZM101 221V222H99V220ZM105 219V220H104ZM163 222H161L160 220ZM23 220V221H22ZM26 220V221H25ZM41 220V219H40ZM76 220V221H75ZM89 220V221H88ZM98 220V221H97ZM124 220H126V218L124 219ZM143 220V221H144ZM157 220V221H156ZM7 221V222H6ZM13 221H15V224L13 223ZM36 222V224H40V226H38V225H34L35 224V222ZM107 221V222H106ZM142 221V222H143ZM152 221H153V223L155 224V222H157V224L156 225H153V223H152ZM159 221L161 222V224H159ZM19 222H21V223H19ZM24 222V223H23ZM27 222H28V224H30V225H28L27 224ZM71 223H73L72 221H70ZM69 222V223H70ZM98 222V224H96ZM113 222H115L116 223V225H120V227L118 228V226H116V225H114L115 223H113ZM127 222V221H126ZM142 222H140V223H142ZM148 222V223H149ZM26 223V224H25ZM93 223H95L97 226L99 225V223H100V225H101V230H100V232H97V231H99V230H97L100 226H98V228H96V229H94V226L95 227H97L96 225H94ZM108 223V224H107ZM113 224V228H111V231H112V229H114L113 230V235L112 234H110V235H112L111 237L110 236H106V233H105V237H110L113 241L112 242H114L115 240L116 241H118V242H120V243H118V242H114V243H116V244H114V246H112L113 244H112V242H111V239L110 238H105L104 236H102V235H104V234H102V233H104V231L106 232L107 230V233H110V228L108 229L107 227H110L112 224ZM119 223V224H118ZM125 223V226L123 225L122 227H123V229H121V225L122 224H124ZM21 224H23L24 226H25V228L23 229V227L22 228H20L19 226H21ZM107 224V225H106ZM162 224H163V227H161L162 226ZM10 225H11V227H10ZM19 225V226H18ZM94 225V226H93ZM110 225V226H109ZM161 225V226H160ZM5 226V227H4ZM18 226V228H16ZM28 226V227H27ZM34 226H35V228H34ZM103 226V227H102ZM107 226V227H106ZM116 226V227H115ZM155 226V227H154ZM156 226H159L160 228H158V227H156ZM22 229V230H24L23 232L22 231H19L18 229ZM25 229H29L28 231L26 230L25 231ZM34 230L33 232H31V230ZM116 229H121V230H117V231H115ZM166 229V230H165ZM14 231V234L16 235V236H14V234H12V231ZM15 230H17L18 231V233H17V231H15ZM82 230H84L83 228H82ZM94 230H95V232H94ZM134 230V231H133ZM139 230V231H138ZM164 230V231H163ZM162 230V232L161 233H163V234H158V236L159 235H162V237L161 236H159V237H157V235L156 234H154V235H151V237H150V239H152V241L155 239L156 240V242H159L160 241V239L162 238L163 239V237H164V239H168V238H170L169 236H170V234H169V232H168V230H167V227H164V229ZM7 231V232H6ZM9 231V232H8ZM144 231V232H143ZM16 232V233H15ZM26 232H28V235L27 236H25V234H26ZM30 232V233H29ZM92 232H94V233H92ZM128 232V231H127ZM139 232L141 233L140 235H139ZM155 232V233H156ZM168 232V233H167ZM4 234V235H2L1 236V234ZM24 233V234H23ZM90 233H91V235H90ZM98 233H100V236L99 235H97L96 236V234ZM117 233V234H116ZM119 233H121L120 235H119ZM125 233V232H124ZM136 233V234H135ZM12 234V235H11ZM21 234H23L24 236H22V238H24L25 237V240L24 239H22L21 237H19V236H21ZM133 234V235H132ZM31 235V238L33 237ZM90 235V236H89ZM92 235L94 236V237H92ZM107 235H109V234H107ZM122 235V236H121ZM135 235V236H134ZM139 235V236H138ZM141 235H144L143 236V238H144V240L142 239V237H141ZM169 235V236H168ZM157 237V238H160V239H158V241H157V238H154V237ZM10 237H12V238H10ZM26 237H28V238H26ZM35 237V236H34ZM87 237H85V238H87ZM97 238V237H100V239L99 238H97V239H93V238ZM105 238V242H104V245H103V242L102 241H104V238ZM113 237V238H112ZM123 237V238H122ZM137 237V238H136ZM172 237V236H171ZM8 238H10L9 240H8ZM18 238V239H17ZM102 238H103V240H102ZM120 238H121V240H123V241H121L120 240ZM139 238V239H138ZM154 238V239H153ZM15 239H16V241H17V244H16V241H15ZM32 239H34V238H32ZM126 239V240H125ZM18 240H19V243H18ZM94 240V241H93ZM95 240H96V242H95ZM102 240V241H101ZM140 240V241H139ZM154 240V241H155ZM11 241H13V242H11ZM15 241V242H14ZM21 241H23L22 243H21ZM25 241V242H24ZM153 241V243H156V242H154ZM106 242H108V243H106ZM121 242H122V244H121ZM105 243H106V245H105ZM110 243L112 244V245H110ZM117 243H118V245H117ZM148 245V246H145L146 244ZM152 243V244H153ZM95 244V245H96ZM107 244H108V246H107ZM143 245H144V247L146 248V247H148V248H144L143 247ZM153 245H155V244H153ZM10 246V247H9ZM28 246V247H27ZM29 246H30V248H29ZM44 246V247H43ZM104 246V247H103ZM116 246V247H115ZM118 246V247H117ZM165 248V246L164 245H161V248L160 249H162L163 247ZM41 247V248H40ZM94 247V248H93ZM101 247H103V248H101ZM109 247H111L110 249H109ZM113 247H114V249H113ZM32 248V249H31ZM34 248H37L38 250H37V252L34 250ZM95 248H98L99 249V252H98V254L99 255H96V251L98 250H96ZM163 248V250H161V252H162V255L164 254L163 253V251L165 250ZM30 249V250H29ZM90 249H93V250H90ZM106 249H108V250H106ZM113 249V250H112ZM148 249V250H147ZM190 249H192V248H189V249H187L186 251L187 252H185V255H184V257H185V262H186V264H197V262H195V260H196V257H193V253H194V256H195V250L194 249H192V250H190ZM95 250V251H94ZM14 251V252H13ZM19 251V252H18ZM90 251H93V253H91V255H95V257L93 256V258H92V256L90 255H87V254H90L89 252ZM101 251H102V253H101ZM105 251V253H103ZM106 251H108V252H106ZM112 251V252H111ZM114 251V252H113ZM116 251V252H115ZM136 251V252H135ZM139 251H140V253H139ZM144 251V252H143ZM13 252V253H12ZM17 252V253H16ZM21 252V254H19ZM33 252V253H32ZM96 252V253H95ZM165 252V251H164ZM11 253V254H10ZM17 255H19L20 257H17V256H15V254ZM132 253V254H131ZM84 254H86V255H84ZM104 254V255H103ZM110 254V255H109ZM2 255V256H1ZM11 257V255H12V257L10 258L9 256ZM15 256V258H13L14 256ZM37 255H39V256H37ZM37 255L35 254V255H33L32 256V259L34 258L35 259V261H37V259L38 260H41L40 262L39 261H37L38 262V264H40V263H44V264H46V262L48 261V260H46V259H44L43 260V262H42V259H41V257H40V254L39 253H37ZM118 255V256H117ZM139 255V256H138ZM8 256L9 258H7L6 259V257ZM22 256H24V257H22ZM38 258H37V257ZM88 258H87V257ZM102 256V257H101ZM117 256V257H116ZM131 256V257H130ZM22 257V258H21ZM89 257H91V258H89ZM120 257V258H119ZM18 258V259H17ZM122 258V259H121ZM195 258V259H194ZM4 259V260H3ZM12 261H11V260ZM90 259V260H89ZM97 261H96V260ZM101 259V260H100ZM113 259H115V260H113ZM116 259H117V261H119L118 263L116 262ZM144 259V260H143ZM9 260V261H8ZM14 260V261H13ZM57 259L55 258V259H53V260H51V261H49V262H52V264H60L61 262H57L56 261ZM124 260V261H123ZM191 260V261H190ZM34 261V262H35ZM45 261V262H44ZM102 261V262H101ZM107 261V260H106ZM36 262V263H37ZM104 262V263H103ZM116 262V263H115ZM135 262V263H134ZM155 262V261H154ZM154 262H153V264H154ZM190 262V263H189ZM110 263V264H111ZM49 264V263H48ZM51 264V263H50Z\"/></svg>","mask_w":264,"mask_h":264},{"label":"built area","instance_id":"2783aa9c","mask_svg":"<svg viewBox=\"0 0 264 264\" xmlns=\"http://www.w3.org/2000/svg\"><path fill=\"white\" fill-rule=\"evenodd\" d=\"M260 218H261L262 225L256 229V231L253 234V238L256 244L261 249V251L264 252V206L261 209Z\"/></svg>","mask_w":264,"mask_h":264}]
</instances>
